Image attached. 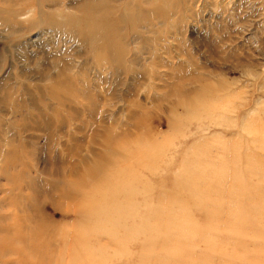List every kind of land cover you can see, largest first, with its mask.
I'll return each instance as SVG.
<instances>
[{"label": "rangeland", "instance_id": "rangeland-1", "mask_svg": "<svg viewBox=\"0 0 264 264\" xmlns=\"http://www.w3.org/2000/svg\"><path fill=\"white\" fill-rule=\"evenodd\" d=\"M158 1L0 0V264H264V0Z\"/></svg>", "mask_w": 264, "mask_h": 264}, {"label": "bare ground", "instance_id": "bare-ground-1", "mask_svg": "<svg viewBox=\"0 0 264 264\" xmlns=\"http://www.w3.org/2000/svg\"><path fill=\"white\" fill-rule=\"evenodd\" d=\"M161 1L162 0H159L158 1V4H160L161 3ZM105 2H107V1H102V2H100V3H105ZM157 11V10H156ZM157 13H158V11H157ZM88 22H89V24L90 25H95V23H94V20H93V18L92 17H89V20H88ZM96 26V25H95ZM94 28H92V30H93ZM115 41H116V39H115V37L114 38H111V39H109V41H107V49L109 50V53H114V54H117V49H116V45H114V43H115ZM116 50H115V49ZM60 74L62 75L63 74V69L62 70H60Z\"/></svg>", "mask_w": 264, "mask_h": 264}]
</instances>
